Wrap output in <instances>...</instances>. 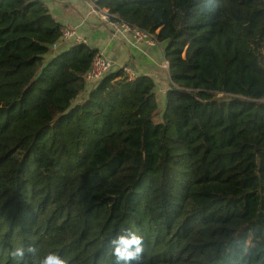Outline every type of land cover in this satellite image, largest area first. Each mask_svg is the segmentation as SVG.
<instances>
[{
	"label": "trees",
	"instance_id": "16d2710c",
	"mask_svg": "<svg viewBox=\"0 0 264 264\" xmlns=\"http://www.w3.org/2000/svg\"><path fill=\"white\" fill-rule=\"evenodd\" d=\"M165 44L155 82L91 87L42 0H0V264H264V0H94ZM18 247L35 248L23 259Z\"/></svg>",
	"mask_w": 264,
	"mask_h": 264
},
{
	"label": "crops",
	"instance_id": "0c3cea01",
	"mask_svg": "<svg viewBox=\"0 0 264 264\" xmlns=\"http://www.w3.org/2000/svg\"><path fill=\"white\" fill-rule=\"evenodd\" d=\"M52 17L63 27H74L76 36L85 39V44L116 63L117 69L128 67L136 77L149 76L155 82L158 103L164 105L169 75L162 68L165 44L149 47L144 43L133 42L131 37H122L96 15L91 13L90 0H42ZM74 41L60 40L57 50H66ZM90 87V86H88Z\"/></svg>",
	"mask_w": 264,
	"mask_h": 264
},
{
	"label": "built area",
	"instance_id": "2783aa9c",
	"mask_svg": "<svg viewBox=\"0 0 264 264\" xmlns=\"http://www.w3.org/2000/svg\"><path fill=\"white\" fill-rule=\"evenodd\" d=\"M89 3L91 13L96 15L102 22L107 24L115 32V34L122 37H131L132 44H134L133 42H141L148 45L149 47H156L157 45H159L154 34L145 30H141L139 28L132 27L124 22L115 20L108 10L99 8L95 4L94 0H90ZM61 35L62 40L67 41L72 39L74 41V45H83L86 42L85 39L76 36L74 27H62ZM161 66L167 72L169 71V61L167 59L164 58ZM122 69L124 70V73L130 81H134L137 78L132 69L128 67ZM116 70L117 67L114 61L101 54H96L92 60L89 70L85 74V82L88 86L91 87L102 80L104 77H106L108 74Z\"/></svg>",
	"mask_w": 264,
	"mask_h": 264
},
{
	"label": "clouds",
	"instance_id": "9594fccd",
	"mask_svg": "<svg viewBox=\"0 0 264 264\" xmlns=\"http://www.w3.org/2000/svg\"><path fill=\"white\" fill-rule=\"evenodd\" d=\"M114 264H141L144 253L143 236L131 229L118 232L109 242ZM27 253H35V248H15L11 252L13 258L23 259ZM40 264H68V261L56 253H48Z\"/></svg>",
	"mask_w": 264,
	"mask_h": 264
},
{
	"label": "rangeland",
	"instance_id": "374dc122",
	"mask_svg": "<svg viewBox=\"0 0 264 264\" xmlns=\"http://www.w3.org/2000/svg\"><path fill=\"white\" fill-rule=\"evenodd\" d=\"M161 107H163V105L161 104Z\"/></svg>",
	"mask_w": 264,
	"mask_h": 264
}]
</instances>
